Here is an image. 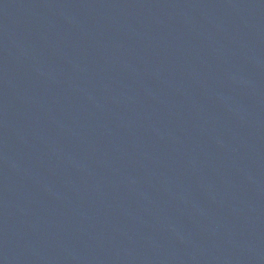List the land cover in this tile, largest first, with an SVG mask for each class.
I'll return each mask as SVG.
<instances>
[{
	"label": "water",
	"instance_id": "95a60500",
	"mask_svg": "<svg viewBox=\"0 0 264 264\" xmlns=\"http://www.w3.org/2000/svg\"><path fill=\"white\" fill-rule=\"evenodd\" d=\"M0 264H264V0H0Z\"/></svg>",
	"mask_w": 264,
	"mask_h": 264
}]
</instances>
